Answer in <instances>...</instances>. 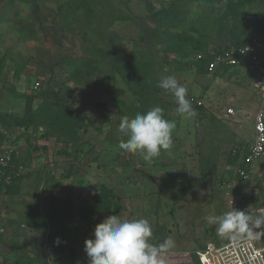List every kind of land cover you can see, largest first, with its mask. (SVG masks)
I'll list each match as a JSON object with an SVG mask.
<instances>
[{"label":"rangeland","instance_id":"obj_1","mask_svg":"<svg viewBox=\"0 0 264 264\" xmlns=\"http://www.w3.org/2000/svg\"><path fill=\"white\" fill-rule=\"evenodd\" d=\"M172 1H1L0 115L22 117L30 96L34 110L43 101L71 106L77 123L69 133L52 131L47 115H38L35 125L45 128L41 136L35 130L11 133L18 127L6 120L8 141L25 172L15 188L0 195V264H42L34 263L31 249L42 251L43 243L58 238L59 228L74 226L73 218L79 222L78 210L92 203L101 186L117 197L109 215L146 218L152 244L172 239L171 249L161 254L167 264H198L195 254L206 243L225 241L207 216L250 208L243 193L250 186L226 184L231 154L248 142L252 115L244 113L239 122L224 117L223 110L233 108L226 100L234 81L223 78L227 71L208 72L205 60L210 48H220L213 40L227 41L230 49V42L264 37V0H188L185 15L201 28L206 49L183 43L182 52L165 62L164 45L153 38L152 16ZM180 29L199 38L187 25ZM139 53L145 60L154 56L155 69L148 75H155L156 92L152 76L127 74L126 64ZM168 75L187 89V99H205V107L191 104L194 117H182L174 96L158 87ZM36 82L39 91L32 89ZM153 106L161 107L176 128L171 148L149 164L141 154L119 149L127 137L117 128L122 116L134 118ZM260 107L264 100L252 93L248 112ZM234 125L241 130L239 141L233 138ZM252 188L256 200L257 185ZM48 227L52 236L36 231ZM258 230L252 225L253 233ZM260 243L264 247V235Z\"/></svg>","mask_w":264,"mask_h":264},{"label":"clouds","instance_id":"obj_2","mask_svg":"<svg viewBox=\"0 0 264 264\" xmlns=\"http://www.w3.org/2000/svg\"><path fill=\"white\" fill-rule=\"evenodd\" d=\"M158 87L171 93L176 101V111L184 118L196 115L187 99V89L177 82L174 75L162 77ZM163 109L153 106L145 113H137L134 118L122 116L117 131L127 139L119 141V149L129 153H139L149 164L158 157L161 150L172 146V132L176 123L164 118ZM209 225H214L217 235H253L252 225L257 229L264 226V211L254 214L251 209L232 210L222 215L206 217ZM256 235L264 231H256ZM152 227L146 218L124 219L119 215H108L93 229V238L86 239L84 251L88 264H164L160 255L173 246L171 238L158 245L150 243ZM56 243H59L57 238Z\"/></svg>","mask_w":264,"mask_h":264},{"label":"built area","instance_id":"obj_3","mask_svg":"<svg viewBox=\"0 0 264 264\" xmlns=\"http://www.w3.org/2000/svg\"><path fill=\"white\" fill-rule=\"evenodd\" d=\"M263 41L257 37L251 38L238 48L212 49L209 51L210 61L206 67L208 72H215L219 68L243 67L252 76V88L264 100V60L261 57ZM33 91H39L40 83H34ZM197 108L203 104L196 98L189 99ZM232 108L225 111V116L233 117ZM254 137L252 144L242 159L243 167L237 169L236 174L241 181L249 178L252 164L264 156V107H260L254 115ZM10 135L7 129L0 124V195L7 187L12 186L25 172V168L15 163L18 151L8 141ZM263 209L257 212H262ZM262 234H243L241 236H227L222 244L206 243L196 252L198 264H264V248L258 247L256 240ZM160 259L167 264L164 255Z\"/></svg>","mask_w":264,"mask_h":264},{"label":"trees","instance_id":"obj_4","mask_svg":"<svg viewBox=\"0 0 264 264\" xmlns=\"http://www.w3.org/2000/svg\"><path fill=\"white\" fill-rule=\"evenodd\" d=\"M1 1L2 0H0V3ZM189 3L190 2L188 0H173L167 7L162 8L152 16V19L155 22L153 38L157 45H164L163 60L165 62H169L168 60L175 56L174 54L182 52L183 48L180 46V44L183 45V43H188L192 49H198L202 52H204L206 49V42L203 41V44H201L200 41V39L205 38L204 34L200 31L201 28H197L194 25V22L185 15ZM183 25H187L189 29L192 30L193 33L197 34L199 38H195L194 36L183 33L180 29ZM172 29L177 33L173 34L171 32ZM230 44L233 46L232 48H238L243 46L245 43L236 45V43L233 41L232 43L230 42ZM208 53L209 52L206 54L205 68L210 61V56ZM145 56V54L140 53L132 56L125 68L127 74L132 73L134 77L136 74L141 73L145 76H152L151 87L153 91L156 92L157 84L155 75H148L149 69L150 71L153 70L154 72L156 61H154V56L152 54H149V56L152 57L153 60L152 58L145 60ZM148 66H150L152 69L148 68ZM133 71L136 74H133ZM38 115H47V119L50 121V128L52 131L60 129L65 133H69L72 123L74 121V123H77V119H74V111L71 106L57 104L51 101H43L42 104H40V106L34 110L33 99L30 96L26 97L24 114L22 117H14L10 114H1L0 121L3 122H1V125L7 130L9 127L7 124H5L6 120L13 122L14 127L15 125L18 127L14 131L9 130L11 133L17 132L19 130L23 132L35 130L42 136L45 132V128L40 125H35L36 116ZM17 161L18 160H15V163H17ZM18 180L12 186L7 187L4 191V194L15 188ZM116 200L117 197L111 189L101 186L96 195L93 196L92 203H88L83 208L78 210V216L80 217L81 221L87 222L91 227H95L97 224V219L102 216L109 215Z\"/></svg>","mask_w":264,"mask_h":264},{"label":"crops","instance_id":"obj_5","mask_svg":"<svg viewBox=\"0 0 264 264\" xmlns=\"http://www.w3.org/2000/svg\"><path fill=\"white\" fill-rule=\"evenodd\" d=\"M256 37V36H253ZM259 38V37H257ZM264 43V37L259 38ZM213 44H216L218 47V50L227 49L228 43L225 40H213ZM212 47V46H211ZM214 48V47H213ZM213 48H210L211 50ZM215 50V49H214ZM261 57L264 60V50L262 49ZM219 73L226 72V75L223 77L224 79H230L234 81L231 86L232 89L229 87V93L227 94L228 98L226 101L233 104V110L235 112V115L233 117H227L225 116V111L228 108H225L223 110V115L226 118H235V122H239L241 118L243 117L244 113H248L249 115H252V122L251 126L249 127V130L247 131L246 139L248 142H246V145L244 146H238L231 154V162L232 165L229 166L230 169H232V175L227 180L226 186L234 189L236 187H239L241 184L243 185H249V189H244L243 193L245 197V202L248 203L249 209L252 210L254 214H259L257 211L260 209H263L264 211V156L259 159L258 161L254 162L250 168V174L249 178L246 181H241L238 175L236 174V171L238 168L243 167L242 159L247 153V148L252 144L253 137H254V131H253V125H254V115L256 112L250 114L248 112V104L250 102L251 94L254 93L257 95L252 88V76L251 74L243 67H229L225 66L223 68H219L217 70ZM216 72V71H215ZM209 94V93H207ZM234 94L236 97L231 96ZM197 98V97H196ZM206 98V97H205ZM200 99V98H199ZM205 99H200V101L203 104V107H205ZM259 109V108H258ZM257 109V110H258ZM234 133V139L236 141H239L241 130L238 125H234L233 128ZM263 180V183L260 184V182ZM257 185V194L259 197L254 200L251 196L252 192H255L256 189H253L252 187ZM262 185V186H261ZM233 201H230L232 203ZM252 203V204H250ZM77 218H73L74 226L68 227L65 229H58L55 233L58 235L59 243L58 246H55L57 239L52 238L53 240L48 241L47 243L42 244V251L33 250L32 252V258L34 260V263L36 261H41L42 264L45 262L47 264H88V257L84 251V242L86 239L93 238V229L94 227H91L87 225L86 222H83L81 220H78ZM86 224L87 226H85ZM36 231L45 233V234H51L53 235L52 230L50 227L40 230L37 229ZM258 231H264V226L260 228ZM256 232H254L255 234ZM264 235V234H262ZM60 236V237H59ZM261 237L256 240V244L258 247H262L260 243ZM49 242V243H48ZM222 244V243H219Z\"/></svg>","mask_w":264,"mask_h":264}]
</instances>
